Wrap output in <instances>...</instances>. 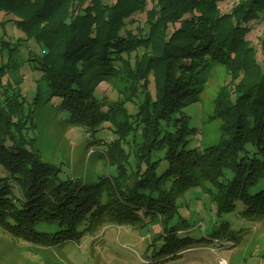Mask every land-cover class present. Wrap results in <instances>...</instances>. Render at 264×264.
Returning <instances> with one entry per match:
<instances>
[{
  "label": "trees",
  "instance_id": "trees-1",
  "mask_svg": "<svg viewBox=\"0 0 264 264\" xmlns=\"http://www.w3.org/2000/svg\"><path fill=\"white\" fill-rule=\"evenodd\" d=\"M0 15L2 28L13 22L19 33L0 34V52L8 51L0 74L30 41L38 44L27 60L37 63V94L43 86L73 126L94 136L108 130L110 140L93 144L104 146L115 171L92 185L61 178V167L45 161L25 131L33 110L24 112L22 89L0 83L4 230L51 247L107 224H158L165 240L159 254L168 244L174 252L186 244L178 237L186 223L178 199L201 182L220 217L264 213V36L256 35L264 0H0ZM244 51L255 69L216 102L218 141L192 146L198 129L186 110L200 104L205 73L223 65L236 79L245 75ZM125 70L136 85L131 114L118 99L106 103L114 89L102 87ZM221 223L228 234L229 223Z\"/></svg>",
  "mask_w": 264,
  "mask_h": 264
},
{
  "label": "rangeland",
  "instance_id": "rangeland-1",
  "mask_svg": "<svg viewBox=\"0 0 264 264\" xmlns=\"http://www.w3.org/2000/svg\"><path fill=\"white\" fill-rule=\"evenodd\" d=\"M12 24H6L5 28L0 24V34L5 32L8 36L18 37L19 33ZM258 27L256 35L264 36V27ZM156 34L159 33L156 32L153 38H160ZM254 42L260 43L255 38ZM36 48L40 47L30 41L28 47L21 49L20 55L15 57L17 61L8 63L6 72L0 74V83L4 87L14 93L22 89L27 99L24 112L33 110L32 130H25L28 136L35 139L45 161L61 167L60 176L63 179L92 185L105 174L114 175V169L107 165L104 146L93 144L98 138L110 140L113 136L108 130L94 136L81 127L73 126L43 86L40 95L37 94L39 74L33 66L37 63L27 61L28 50L38 53ZM240 58L248 75L241 73L236 79L223 65H215L205 73L206 83L202 88L200 104L189 106L186 110L192 125L198 129V138H194L192 146L199 145L203 149L218 141L220 123L213 113L216 102L232 92L234 94L238 90L237 83L246 81L255 69L250 53L241 52ZM7 61L8 51L0 52V64ZM132 77L134 75L125 70L118 78L102 84V87L114 89L111 98L105 102L110 104L118 99L130 114L136 110L133 101H130L136 90ZM117 119L121 121L118 116ZM177 203L179 215L186 222L178 237L186 244L180 242L181 247L174 252L168 244L159 254L165 240L159 238L162 228L158 224H146L141 228L107 224L96 227L78 242L51 247L27 243L0 227V264H264V213L255 217H243L237 213L218 216L208 185L204 182L186 189ZM224 220L229 223L228 234L220 231ZM214 230L219 231L216 236H213ZM177 251L179 257L164 261Z\"/></svg>",
  "mask_w": 264,
  "mask_h": 264
}]
</instances>
